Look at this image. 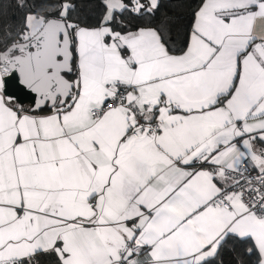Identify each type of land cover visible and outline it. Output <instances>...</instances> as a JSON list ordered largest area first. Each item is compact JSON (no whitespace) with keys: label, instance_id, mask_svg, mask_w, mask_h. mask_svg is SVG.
<instances>
[{"label":"snow or ice","instance_id":"obj_1","mask_svg":"<svg viewBox=\"0 0 264 264\" xmlns=\"http://www.w3.org/2000/svg\"><path fill=\"white\" fill-rule=\"evenodd\" d=\"M104 4L0 36V89L38 97L0 93V264H212L230 237L264 264V0H200L180 46L167 16L110 26L160 0Z\"/></svg>","mask_w":264,"mask_h":264},{"label":"trees","instance_id":"obj_2","mask_svg":"<svg viewBox=\"0 0 264 264\" xmlns=\"http://www.w3.org/2000/svg\"><path fill=\"white\" fill-rule=\"evenodd\" d=\"M21 2L23 8L20 7ZM125 2L127 3L128 0ZM66 3L74 6L69 10V19L81 27L97 26L106 12L104 0H0V36L5 30L15 31L20 27L30 12L38 16L44 15L46 18H57L59 16L57 5ZM199 3L200 0H160V8L154 17L117 12L110 26L117 31H120L122 26L124 31L135 30L140 26H155L167 16L171 26L170 35L177 46H180L186 38L193 13ZM23 107L28 108V105ZM250 248L251 252H249ZM210 260L212 264H257L259 253L253 241L230 237L222 245L218 255ZM33 264H58V257L53 252H37Z\"/></svg>","mask_w":264,"mask_h":264},{"label":"water","instance_id":"obj_3","mask_svg":"<svg viewBox=\"0 0 264 264\" xmlns=\"http://www.w3.org/2000/svg\"><path fill=\"white\" fill-rule=\"evenodd\" d=\"M3 80L4 88L0 90L6 97H11L19 105H28L29 109L35 107L38 97L27 86L21 83L18 73L10 74L4 77Z\"/></svg>","mask_w":264,"mask_h":264},{"label":"crops","instance_id":"obj_4","mask_svg":"<svg viewBox=\"0 0 264 264\" xmlns=\"http://www.w3.org/2000/svg\"><path fill=\"white\" fill-rule=\"evenodd\" d=\"M0 93H2L1 92V90H0ZM3 94V93H2ZM4 95V94H3ZM5 96V95H4ZM6 97V96H5ZM6 98H8V97H6ZM14 101V100H13ZM15 102V101H14ZM16 103V102H15ZM28 108H29V106H28ZM45 111H47V110H45ZM261 147H264V144H260L259 142H257L256 143V148L257 149H259V148H261ZM254 243V242H253ZM258 251V250H257ZM54 253V252H53ZM259 253V252H258ZM55 254V253H54ZM259 259H260V257H259ZM257 264H259V261L257 262Z\"/></svg>","mask_w":264,"mask_h":264},{"label":"built area","instance_id":"obj_5","mask_svg":"<svg viewBox=\"0 0 264 264\" xmlns=\"http://www.w3.org/2000/svg\"><path fill=\"white\" fill-rule=\"evenodd\" d=\"M257 174H258V170H257V171H253V172L251 173L252 176H256Z\"/></svg>","mask_w":264,"mask_h":264},{"label":"rangeland","instance_id":"obj_6","mask_svg":"<svg viewBox=\"0 0 264 264\" xmlns=\"http://www.w3.org/2000/svg\"><path fill=\"white\" fill-rule=\"evenodd\" d=\"M67 4V3H66ZM106 13V12H105Z\"/></svg>","mask_w":264,"mask_h":264}]
</instances>
